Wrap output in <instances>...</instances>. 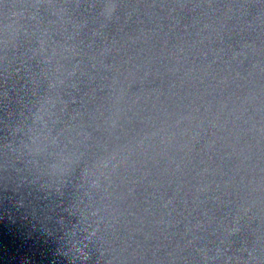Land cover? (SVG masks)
I'll use <instances>...</instances> for the list:
<instances>
[{
	"label": "water",
	"instance_id": "95a60500",
	"mask_svg": "<svg viewBox=\"0 0 264 264\" xmlns=\"http://www.w3.org/2000/svg\"><path fill=\"white\" fill-rule=\"evenodd\" d=\"M0 264H264V0H0Z\"/></svg>",
	"mask_w": 264,
	"mask_h": 264
}]
</instances>
